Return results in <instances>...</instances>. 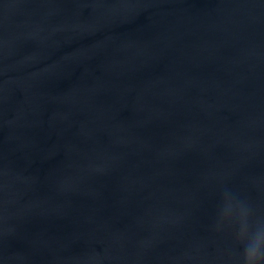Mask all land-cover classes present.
<instances>
[{"label": "water", "instance_id": "obj_1", "mask_svg": "<svg viewBox=\"0 0 264 264\" xmlns=\"http://www.w3.org/2000/svg\"><path fill=\"white\" fill-rule=\"evenodd\" d=\"M257 231L264 0H0V264H244Z\"/></svg>", "mask_w": 264, "mask_h": 264}, {"label": "clouds", "instance_id": "obj_2", "mask_svg": "<svg viewBox=\"0 0 264 264\" xmlns=\"http://www.w3.org/2000/svg\"><path fill=\"white\" fill-rule=\"evenodd\" d=\"M246 235L245 230H241L240 237ZM264 260V233L257 231L244 246V264H259Z\"/></svg>", "mask_w": 264, "mask_h": 264}]
</instances>
